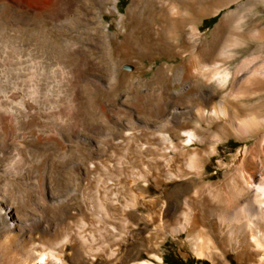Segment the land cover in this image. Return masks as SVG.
<instances>
[{"label":"rangeland","instance_id":"1","mask_svg":"<svg viewBox=\"0 0 264 264\" xmlns=\"http://www.w3.org/2000/svg\"><path fill=\"white\" fill-rule=\"evenodd\" d=\"M15 1L12 6L11 0H0L2 191L15 201L31 196L39 203L73 188L71 201L77 204L86 185L94 205L136 209L140 233L126 246L136 247L135 259L142 264L256 263L258 250L247 248L237 256L241 231L233 229L227 239L229 224L216 217L204 223L213 258L197 257L186 240L184 214L193 206L220 213L212 195L258 139L255 130L242 134L230 128L228 119L234 105L261 101L264 82H246L249 90L259 86L243 97L228 91L242 59L255 58L251 68H263L256 56L264 52V0H232L215 14L193 15L195 21L181 25L178 12H205L227 0ZM190 24L197 27L195 36ZM197 50L207 65L200 75L192 59ZM224 71L225 83L218 87ZM213 92L218 103L225 102V114L191 117L197 105L209 107ZM175 118L183 119L176 123ZM31 131L38 146L13 142ZM126 132L144 136L116 149ZM151 134L165 139L158 142ZM113 149L117 152L110 155ZM154 175L163 180L156 182ZM143 200L152 201L157 217L148 216ZM245 228L241 225L248 235ZM82 243L84 259L104 264L95 240L83 237Z\"/></svg>","mask_w":264,"mask_h":264},{"label":"bare ground","instance_id":"2","mask_svg":"<svg viewBox=\"0 0 264 264\" xmlns=\"http://www.w3.org/2000/svg\"><path fill=\"white\" fill-rule=\"evenodd\" d=\"M231 1L232 0H227L225 3L211 7L205 12H202L200 9L193 13L186 11L178 12L179 18L175 21L180 25L186 22L192 23L196 20L193 15L215 14L221 6ZM11 3L12 6L18 4L15 0H11ZM193 4H195V2ZM130 12H132L131 8L129 9V13ZM137 14L136 12L132 14L135 18L134 20H138L136 19V17L138 18L139 16ZM225 17L226 15L221 17L220 21L223 22ZM172 22H174V20ZM190 27L191 36H195L197 27L195 25L193 26V24H190ZM200 57L201 53L198 50L192 56L194 60V69L199 75L204 74V71L207 69L205 63H200ZM256 57H259L261 59L260 62H263L262 69L258 67L251 68L250 64L254 62L255 58L253 60L244 58L236 67L234 73H231L232 77L230 78H232V81L230 82L231 86L228 92L233 94V96L243 97L257 90L256 88H258L259 85L249 90L247 86H244L246 82L260 81L262 86V82H264V52L258 54ZM226 76L227 72L224 71L219 79L216 78L219 83L218 87L224 85ZM262 90H264V86ZM208 99L210 101L209 107L199 104L196 106L193 113H190V116L195 119H206L208 116H211V113L214 116L218 115L220 117L223 113L225 114L226 104L223 105L225 102L222 99L220 100L224 103H218V97L214 92L209 95ZM238 104L239 105H234L231 117L228 119L230 128L242 134L246 133L248 130H255L258 139L254 147L237 159L231 174L225 177L221 183L222 185H219L220 188L218 191L214 194L212 193V199L221 204L220 213H211L208 210L205 211L201 206H193L192 210L188 209V211L191 210L189 214L187 213V209H185V214L182 213L185 215L186 219V240L190 250L197 257L213 258V239L207 235L208 232L206 233L207 230L204 223H206V219H215L216 217L222 225L223 223L229 224L228 229H224L227 234V239L228 237H232L230 233H232L233 229H236L234 231L235 233L237 230L241 231L239 232L241 235L238 234L240 237L235 239L237 247L236 249L234 248V250L237 256L241 255L247 248L257 249L260 257L256 263L249 262L248 264H264V97L262 96L261 101L255 106L244 102ZM185 116H187V114ZM182 119L183 118H175L173 120L178 123L182 122ZM146 122L148 123L147 125L158 127V124L155 122ZM121 123L124 128L130 127L129 121H121ZM179 132L180 128H176L175 133L179 134ZM142 135V133L126 132L123 134V139L117 140L115 148H121L122 144L126 141L129 142V140L141 142L140 138ZM160 135L151 134L150 137L153 140L160 138L157 140L159 142L162 138ZM13 142L25 144L30 147L38 146L37 144L39 143L32 131L28 134H19L14 137ZM116 149H113L110 155H114V153L117 152ZM110 157L109 159H111ZM90 166L96 167L97 163L92 162ZM167 168L166 166V169ZM177 176L178 175L174 176V178L176 179ZM153 177L156 182L163 180V178L159 176L156 177L154 175ZM167 177L169 178L170 174H167ZM93 178L95 177H92V179ZM1 186L0 264H72L75 261L78 262V264H94L92 259L88 258V256H86V259L83 258L84 250L86 249L83 248V237L87 238V240H89V238L95 240V244L99 246V253L101 254L104 264H125L127 260H130L131 264H142L135 259L137 254L136 247L133 246V248H128L126 246L129 237L137 239L140 233L135 230L137 229L139 220L136 209L128 213L123 209L124 207L121 208V206L110 208L103 204L99 206L94 205L93 202L90 201V194L86 185L81 190L80 199L77 204L71 201L74 192L73 188H70L65 193L54 194L52 192L48 195L45 194L46 196L44 198L39 197L41 198L40 202L36 203L31 199V196L20 199L19 201L16 199L15 201L14 197L13 199L2 191L4 187L1 189ZM131 187L137 190L139 188L136 185H132ZM7 191L6 193H8ZM64 202H67L66 206L62 207ZM143 203L148 207V216L150 218L158 216L157 212L159 211L157 210V212H155L151 205V200H143ZM200 203H202V201ZM203 205L205 204L202 203V206ZM231 205L234 207V210H232ZM79 207L82 209L81 213L79 212ZM241 225H245L246 228L250 230L249 233L247 232L248 235H245V230H241ZM129 227L132 231H130L131 229L128 230ZM155 256L159 258L158 255ZM144 264L154 263L145 261Z\"/></svg>","mask_w":264,"mask_h":264},{"label":"trees","instance_id":"3","mask_svg":"<svg viewBox=\"0 0 264 264\" xmlns=\"http://www.w3.org/2000/svg\"><path fill=\"white\" fill-rule=\"evenodd\" d=\"M216 18V15H214V16H212V17H210L208 20H207V22H211V21H214V19ZM179 264V263H178Z\"/></svg>","mask_w":264,"mask_h":264}]
</instances>
